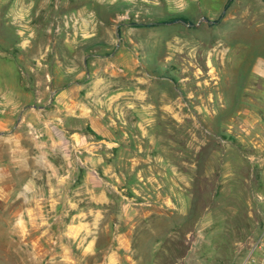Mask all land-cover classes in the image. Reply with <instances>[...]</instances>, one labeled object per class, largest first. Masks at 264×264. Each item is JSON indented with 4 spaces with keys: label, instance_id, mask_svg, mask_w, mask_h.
<instances>
[{
    "label": "rangeland",
    "instance_id": "rangeland-1",
    "mask_svg": "<svg viewBox=\"0 0 264 264\" xmlns=\"http://www.w3.org/2000/svg\"><path fill=\"white\" fill-rule=\"evenodd\" d=\"M263 219L264 0H0V264H238Z\"/></svg>",
    "mask_w": 264,
    "mask_h": 264
},
{
    "label": "built area",
    "instance_id": "built-area-1",
    "mask_svg": "<svg viewBox=\"0 0 264 264\" xmlns=\"http://www.w3.org/2000/svg\"><path fill=\"white\" fill-rule=\"evenodd\" d=\"M238 264H264V219L256 239Z\"/></svg>",
    "mask_w": 264,
    "mask_h": 264
},
{
    "label": "trees",
    "instance_id": "trees-1",
    "mask_svg": "<svg viewBox=\"0 0 264 264\" xmlns=\"http://www.w3.org/2000/svg\"><path fill=\"white\" fill-rule=\"evenodd\" d=\"M177 20H181V17H180V15L179 14H177V15H174V16H172L171 18H170V21H177ZM145 24H147V23H145Z\"/></svg>",
    "mask_w": 264,
    "mask_h": 264
}]
</instances>
